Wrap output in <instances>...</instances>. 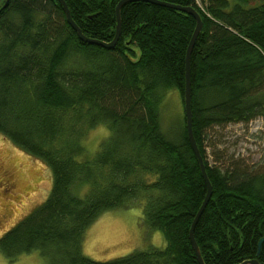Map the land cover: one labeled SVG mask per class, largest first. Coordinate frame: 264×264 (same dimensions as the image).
<instances>
[{
	"label": "trees",
	"instance_id": "obj_1",
	"mask_svg": "<svg viewBox=\"0 0 264 264\" xmlns=\"http://www.w3.org/2000/svg\"><path fill=\"white\" fill-rule=\"evenodd\" d=\"M85 36L112 42L122 0H65ZM202 18L191 60L193 130L213 185L195 228L205 264H264V160L217 158L212 133L264 117V0H158ZM108 49L82 41L58 0H10L0 13V133L53 175L48 198L0 239L9 260L35 250L52 264H200L190 232L208 188L186 119L164 131L161 106L186 88L194 16L149 1L121 10ZM108 125L92 158L83 140ZM225 158L227 160H225ZM88 184L86 194L75 193ZM142 205L143 222L167 246L106 262L84 253L104 213Z\"/></svg>",
	"mask_w": 264,
	"mask_h": 264
},
{
	"label": "rangeland",
	"instance_id": "obj_2",
	"mask_svg": "<svg viewBox=\"0 0 264 264\" xmlns=\"http://www.w3.org/2000/svg\"><path fill=\"white\" fill-rule=\"evenodd\" d=\"M4 3L5 0H0V8ZM184 115L180 93L176 89L169 90L161 106L163 130L174 131ZM112 134L106 124L90 128L83 140L86 157L95 156ZM212 136L213 142L207 148L211 163L224 156L248 166L264 160V117L249 124L216 129ZM52 187L53 175L47 163L0 133V239L38 208L48 198ZM89 187L81 184L75 193L83 196ZM166 246L162 232L145 226L142 205H139L102 214L87 231L84 253L95 261L106 262L136 250ZM0 264H52V259L39 250L22 254L16 260H9L0 252Z\"/></svg>",
	"mask_w": 264,
	"mask_h": 264
},
{
	"label": "water",
	"instance_id": "obj_3",
	"mask_svg": "<svg viewBox=\"0 0 264 264\" xmlns=\"http://www.w3.org/2000/svg\"><path fill=\"white\" fill-rule=\"evenodd\" d=\"M60 2V4L63 7V10L66 14L67 17V21L68 23L75 29V31L78 33L79 38L87 43L90 44H94V45H99L108 49H113L121 36V31H122V22H121V10L123 8L124 5H126L127 3L131 2V1H140V0H122L119 2L117 9H116V17H117V32H116V36L114 38V40L112 42H105V41H100V40H96V39H91L87 36H85V34L82 32L81 28L76 24V22L73 20L70 9L66 3L65 0H58ZM144 1H149L155 4H159L165 7H169V8H173V9H178L180 11L186 12L192 16H194L197 20V26L195 29V32L193 34V37L190 41L188 50H187V57H186V88H185V96H184V111H185V119H186V126H187V132H188V137L190 140V143L192 145V148L195 152V155L199 161L200 164V168H201V172L203 175V178L207 184V188H208V193L207 196L203 202V205L193 223L191 232H190V238H191V242L192 245L195 249V252L197 254L198 260L200 262V264H205V261L203 259L200 247L195 239V228L198 224V221L201 217V215L203 214L206 206L208 205L212 194H213V185L209 179L208 173H207V168L205 165V161L204 158L201 154V151L198 147L197 141L195 139V135H194V130H193V112H192V83H191V60H192V53L196 44V41L200 35V33L202 32V28H203V22H202V18L201 15L194 9V8H185V7H181V6H177V5H172L169 3H165V2H161L158 0H144ZM10 0H5V3L3 4V6L0 8V13L5 10L8 5H9ZM264 244V238H262L259 241L258 244V255L261 254V250H262V245ZM241 264H260V262L258 261V259H253V260H248L245 261Z\"/></svg>",
	"mask_w": 264,
	"mask_h": 264
},
{
	"label": "built area",
	"instance_id": "obj_4",
	"mask_svg": "<svg viewBox=\"0 0 264 264\" xmlns=\"http://www.w3.org/2000/svg\"><path fill=\"white\" fill-rule=\"evenodd\" d=\"M197 2L199 3V0H197ZM200 4V3H199Z\"/></svg>",
	"mask_w": 264,
	"mask_h": 264
}]
</instances>
